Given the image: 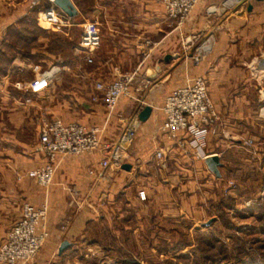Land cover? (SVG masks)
<instances>
[{
  "label": "crops",
  "instance_id": "1",
  "mask_svg": "<svg viewBox=\"0 0 264 264\" xmlns=\"http://www.w3.org/2000/svg\"><path fill=\"white\" fill-rule=\"evenodd\" d=\"M72 1L76 14H86V20L96 21L100 41L89 53V63L84 54L72 64L60 56L59 61L65 66L60 71L73 77L59 78L63 94L55 106H50L51 117L88 125L104 123L106 111L102 100H91L93 93H99L94 82L110 81L123 71L135 74L130 85L132 97H123L116 113L124 106L139 112L144 104L151 105L152 110L140 122L128 153L119 164L101 168L99 161L106 154L102 148L89 154H67L56 163L48 187L38 186L30 177L16 178L20 170L36 166L45 157L35 146L29 156L11 150L22 144L14 138L12 143L5 141L8 133L11 136V132L20 130L19 117L14 112L7 114L12 126L7 133L0 118V242L17 219L22 201L35 206L46 202L48 206L49 238L31 261L18 264H66L69 258L90 257L83 244L95 241L90 236L92 226L106 225L120 240L118 226L124 229L121 222L126 210H133L137 216L133 227L136 242L143 235L152 242L158 236L168 241L177 238L178 229L173 224L179 220L191 222L190 226L180 225L185 232L204 227V219L216 216L213 204L219 200L227 181L237 179L242 187L250 180L248 165L252 160L256 162L252 157L260 152L264 155V121L255 113L259 103L257 86L248 71L253 57L264 59V0H200L179 26L167 16L159 0H85L84 10L79 2L82 0ZM37 3L38 0H0V56L10 57L6 68L0 70V90L12 65L15 71L30 65L3 49L9 44L4 38L5 29ZM83 23L75 22L80 29ZM206 39L211 43L210 49L195 62L190 55L193 44ZM44 60L45 57L40 61ZM52 63H46V67ZM199 74L204 76L208 94L221 118L209 127L204 147L208 155L218 154V176L208 168L205 157H196L188 145L179 146L158 129L163 118L160 106L166 94L186 78ZM54 84L53 81L49 87ZM57 104L60 111L56 112ZM119 129L114 114L108 119L105 141L114 140ZM181 136L186 138L185 134ZM248 137L254 140L253 156L245 153L247 148L240 140ZM158 148L164 151L163 166L155 157ZM125 162L130 163L129 169L120 166ZM91 169L95 173H89ZM141 189L145 193L142 200L137 196ZM228 192L236 202L245 195L237 186ZM153 218L157 225L148 223ZM64 239L69 245L59 252L58 245ZM104 248L116 251L113 245Z\"/></svg>",
  "mask_w": 264,
  "mask_h": 264
},
{
  "label": "built area",
  "instance_id": "2",
  "mask_svg": "<svg viewBox=\"0 0 264 264\" xmlns=\"http://www.w3.org/2000/svg\"><path fill=\"white\" fill-rule=\"evenodd\" d=\"M49 1V7L44 6L37 13V23L42 27L59 30L70 22V16L57 8L52 3L53 0ZM159 1L167 16L179 26L200 0ZM81 30L77 45L83 51L85 60L91 62L88 55L100 41L96 21H84ZM209 49L210 42L209 39H206L203 43L198 44L190 55L195 62H199ZM64 67L61 63L52 64L44 70L34 73L26 83L17 80L13 85L15 88H26L30 93L44 92L57 78L56 74ZM248 71L257 86L259 106L256 109V115L264 120V59L253 57L248 62ZM134 76V72L123 71L110 81H95L94 88L99 93H93L91 100H102L106 111L104 123L88 125L78 121H65L61 118H52L42 122L37 130L35 149L44 154L45 159L36 166L27 169L25 174L32 178L38 186L48 187L54 177L55 165L63 156L78 153L89 154L97 148H102L106 152L105 157L99 161L101 168H105L111 163L119 164L127 155V149L142 121L137 117L138 112L131 106H124L117 113L115 111L123 97H132L130 85ZM160 109L163 112V118L158 129L163 135L168 139L176 140L179 146L188 145L198 158L208 155L204 149L207 143L208 129L221 118L218 108L208 94L203 75L186 78L184 83L173 87L164 97ZM114 114L120 123L119 132L114 140L105 141L104 135L108 119ZM181 134H185L186 138H182ZM240 140L245 147L252 148L254 144L251 137L240 138ZM155 157L159 165L163 166L164 151L160 148L156 149ZM89 173H95V169L89 170ZM21 176L19 174L17 178ZM233 185L234 181L228 180L224 191H228ZM261 192L264 193V188ZM137 196L141 200L144 199V190H139ZM250 201L248 199L244 204L249 205ZM47 213L46 202L35 206L30 202L22 201L17 219L11 224L5 238L0 242V264L29 262L36 256L40 247L50 236L47 227ZM65 227L66 223L62 224L60 229L64 230ZM88 250H91V247ZM77 260L69 258L66 264H79Z\"/></svg>",
  "mask_w": 264,
  "mask_h": 264
},
{
  "label": "rangeland",
  "instance_id": "3",
  "mask_svg": "<svg viewBox=\"0 0 264 264\" xmlns=\"http://www.w3.org/2000/svg\"><path fill=\"white\" fill-rule=\"evenodd\" d=\"M38 1L39 3L32 5L33 7L27 15H23L24 18L16 26L18 33L23 35L24 38L22 36L11 37L8 39L9 44L3 46V49L8 50L11 56H17L26 63H30L27 68L17 71L13 70L12 65V72L8 75L7 82L0 90V118L3 120L6 133L8 132L7 129L12 127L7 121V114L12 112H14V115L17 114L20 125V130L17 133L11 132V136L8 133L5 141L12 143L13 138L21 141L22 144L18 145L19 149L17 146L11 148V150H16L21 156H29L32 153L30 151H32L36 144L38 128H40L42 122L52 119V109L50 106H55V101L60 99L61 93L63 94L61 91L63 85L59 81V78L71 79L73 76L62 71L58 72L52 88L49 87L44 92L42 91V93L38 94H31L26 88H15L13 83L17 82V80L25 82L29 78H32L34 73L44 70L47 65L46 63H49L51 60L54 61L52 64H59L60 58L65 56L63 60L72 64L73 60H78L76 59L77 56L81 55L82 57L84 54L79 49V45H77L79 32L81 33L82 28L80 29V26L75 24V22L86 21V14L84 12V15L77 14L74 20H70L73 23L72 25L63 26L59 30L42 27L37 23L36 15L43 8V5L49 3V0ZM79 2H81V7L84 10L85 0ZM197 45L198 43L195 42L193 49ZM44 57V62L40 61ZM87 62L89 63V61ZM5 63L7 62L1 55V71L6 68ZM54 94L57 96L53 97ZM258 106L259 103L255 106V110ZM55 111H60L58 104ZM246 148L247 152L245 153L253 156L255 153L253 149L250 147ZM252 159L256 162L253 163L252 160L250 165H248L251 177L246 184L242 183L243 186L240 187V184H237V179L231 178L234 181V185L230 189H234L237 186V188L239 187L244 191L245 195L241 198V201L236 202L234 198V206L226 209L227 215L221 217L215 212L216 216H214L213 221L209 225L200 227L202 234H209L211 237L210 242H200L198 237L201 233L196 231V229H191L187 231L189 244L179 247L173 252L154 255L156 254L155 250L151 251L150 247H154L157 240L152 242V240L147 238V235H143L144 237L136 242L134 240L133 227L137 216H135L133 210H126V217L121 222L125 231L124 235L120 232V240L115 239V232L111 234L106 225H100L99 227L98 224H93L96 227L92 226L91 230H93V233L90 236L94 237L95 241L83 244L89 252L90 257L81 256L77 261H79V264H152L151 261L169 258L174 262L172 264H252L257 259L260 264H264V212H254L258 206H262V209H264V193L261 192L264 188V155L260 152L258 156L256 155ZM251 166H254V169ZM26 170H20V174L24 177H28L25 174ZM224 188L222 194L231 195L228 191H224ZM248 199L251 200L250 204L245 205L244 202ZM250 206L253 210L248 212L247 208ZM140 217L142 218L143 215H140ZM207 219H204V221ZM148 223L150 225H157L158 222L153 218ZM184 223L186 222L179 220V222L173 224V227L184 231L180 226ZM125 225H128L127 228H125ZM186 225L190 226L191 222L189 221ZM143 228L146 231L147 228ZM121 235L125 237V242H123ZM113 238L114 241H112ZM178 238L179 232L178 237L170 242L175 243L179 240ZM117 244L121 247L122 252L119 249L117 250ZM104 245H113L116 251L104 248ZM90 247L91 250H88ZM196 247L198 248L197 250H195Z\"/></svg>",
  "mask_w": 264,
  "mask_h": 264
},
{
  "label": "trees",
  "instance_id": "4",
  "mask_svg": "<svg viewBox=\"0 0 264 264\" xmlns=\"http://www.w3.org/2000/svg\"><path fill=\"white\" fill-rule=\"evenodd\" d=\"M77 14L74 15L73 17H70V20H74V18H76ZM22 18H24L23 16H21L20 18L17 19V21L15 22V24L9 25L7 26V28L5 29V36L4 38H11V37H23V35H20V33H18V30L16 29L17 24H19V22L22 20ZM27 39V38H26ZM6 62L9 61V58L5 57L4 54H1ZM234 198L232 195H227V194H221L219 197V200L217 202H215L213 204V208L214 211L220 215L221 217H223L224 215H227V208H231L234 206ZM256 210H254V212L257 211H261V213L264 212V209H262V206H258L257 208H255ZM248 212L252 211L253 208L250 206L249 208H247ZM183 221V220H181ZM115 226V224L113 225ZM118 229H120L121 234L123 233L124 235V229H122V226H118ZM196 231L200 232V228H197ZM179 232V240H177L175 243H172L170 241H168L166 238L162 237V236H158L157 242L154 246L155 248V253L154 255H159V253H166V252H173L175 249L179 248V247H183L187 244H189L188 239H187V232L182 231L181 229H178ZM123 235H121L123 242H125V237H123ZM200 239V242L205 243V242H210L211 237L209 236V234H202L198 237ZM112 241H114V238L112 239ZM117 244V250L119 249V251H121V247ZM198 248L196 247L195 250H197ZM122 252V251H121ZM125 253V252H123ZM152 264H169V263H174L171 259L169 258H160L159 260H155V261H151ZM252 264H260L257 259L256 262L252 263Z\"/></svg>",
  "mask_w": 264,
  "mask_h": 264
},
{
  "label": "water",
  "instance_id": "5",
  "mask_svg": "<svg viewBox=\"0 0 264 264\" xmlns=\"http://www.w3.org/2000/svg\"><path fill=\"white\" fill-rule=\"evenodd\" d=\"M52 3L59 8L61 11H63L66 15L73 17L77 13V7L75 6L74 2L72 0H53ZM50 3L46 5V7H49ZM251 5H247V9H250ZM152 110L151 105L144 104V106L139 110L137 117L138 119L144 121L150 114ZM205 163L208 166V168L217 176L219 175V157L218 154H210L205 156ZM122 168H130V163L125 162L120 165ZM213 221V218H209L205 220L202 223V226L209 225ZM69 245V241L66 239L62 240L58 245V251L62 252L65 250Z\"/></svg>",
  "mask_w": 264,
  "mask_h": 264
}]
</instances>
